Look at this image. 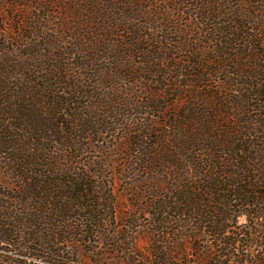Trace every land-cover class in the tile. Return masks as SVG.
<instances>
[{
  "label": "trees",
  "instance_id": "obj_1",
  "mask_svg": "<svg viewBox=\"0 0 264 264\" xmlns=\"http://www.w3.org/2000/svg\"><path fill=\"white\" fill-rule=\"evenodd\" d=\"M0 6V264H102L129 228L94 181L128 160L146 264H264V0Z\"/></svg>",
  "mask_w": 264,
  "mask_h": 264
},
{
  "label": "rangeland",
  "instance_id": "obj_2",
  "mask_svg": "<svg viewBox=\"0 0 264 264\" xmlns=\"http://www.w3.org/2000/svg\"><path fill=\"white\" fill-rule=\"evenodd\" d=\"M11 19L6 7L0 6V36L9 28ZM119 162L117 161L113 168H107L104 171V176H98V179L94 181L97 188L105 192L110 190L114 197L115 212L118 214V218L115 219L116 226L120 228L128 225L129 228L117 238V241L121 240L122 244L107 249L106 259L102 261V264H119V262H126L127 260H135L136 264H146V261L154 260L147 251L150 238L145 225L149 219L148 215L143 213L150 200V192L146 189L149 182L146 181L144 175L139 173L141 170L135 160L131 165L130 160L126 163L119 164ZM82 169V167L75 168L77 172H81ZM93 170V168L87 169L88 172ZM96 242L102 244L97 239ZM93 246V254L87 253V250L68 253L65 263L95 264L94 256L103 253L104 248L97 244Z\"/></svg>",
  "mask_w": 264,
  "mask_h": 264
}]
</instances>
